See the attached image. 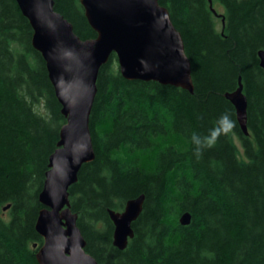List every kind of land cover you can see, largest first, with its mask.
<instances>
[{
	"label": "trees",
	"instance_id": "1",
	"mask_svg": "<svg viewBox=\"0 0 264 264\" xmlns=\"http://www.w3.org/2000/svg\"><path fill=\"white\" fill-rule=\"evenodd\" d=\"M160 3L183 36L194 92L127 79L115 53L102 66L90 117L96 156L69 188L86 251L99 264H264V0H212L221 28L210 0ZM55 8L82 39L97 36L80 0ZM32 38L18 2L0 0V264H39L40 193L66 122ZM240 80L249 134L226 96ZM141 194L134 237L120 249L109 211Z\"/></svg>",
	"mask_w": 264,
	"mask_h": 264
},
{
	"label": "water",
	"instance_id": "2",
	"mask_svg": "<svg viewBox=\"0 0 264 264\" xmlns=\"http://www.w3.org/2000/svg\"><path fill=\"white\" fill-rule=\"evenodd\" d=\"M33 28V46L44 57L49 77L66 122L58 148L51 154L40 201L36 229L44 242L37 251L39 264H99L86 251V239L73 212L69 188L78 181L83 164L95 159L90 117L97 94V79L112 54L122 75L131 80L158 81L194 92L192 63L181 32L160 0H80L97 32L82 39L73 24L55 8V0H16ZM216 16L219 13L210 0ZM264 68V49L259 51ZM236 108L238 122L248 130V99L243 84L226 93ZM145 195L129 199L122 211L110 210L114 245L125 249L134 236L133 222L143 211ZM10 205L4 207V210ZM185 212L180 222L190 224ZM37 247V244L34 245Z\"/></svg>",
	"mask_w": 264,
	"mask_h": 264
},
{
	"label": "clouds",
	"instance_id": "3",
	"mask_svg": "<svg viewBox=\"0 0 264 264\" xmlns=\"http://www.w3.org/2000/svg\"><path fill=\"white\" fill-rule=\"evenodd\" d=\"M192 139H193V142H194L195 144H197V145H200V144H201V139H200V137L194 135V136L192 137ZM206 142H207L208 145L210 146V141H209L207 138H206Z\"/></svg>",
	"mask_w": 264,
	"mask_h": 264
},
{
	"label": "rangeland",
	"instance_id": "4",
	"mask_svg": "<svg viewBox=\"0 0 264 264\" xmlns=\"http://www.w3.org/2000/svg\"><path fill=\"white\" fill-rule=\"evenodd\" d=\"M217 8H218V10L222 13L223 12V8L222 7H220V5H218L217 4ZM219 17V16H218ZM217 24H218V27L219 28H221V26H222V21H221V18L219 19H217ZM238 144H239V142H238Z\"/></svg>",
	"mask_w": 264,
	"mask_h": 264
},
{
	"label": "bare ground",
	"instance_id": "5",
	"mask_svg": "<svg viewBox=\"0 0 264 264\" xmlns=\"http://www.w3.org/2000/svg\"><path fill=\"white\" fill-rule=\"evenodd\" d=\"M133 237H134V236H133ZM133 237H132V238H133ZM132 238H131V239H132ZM131 239H129V241H130ZM128 244H129V243H128ZM127 246H128V245H127Z\"/></svg>",
	"mask_w": 264,
	"mask_h": 264
}]
</instances>
